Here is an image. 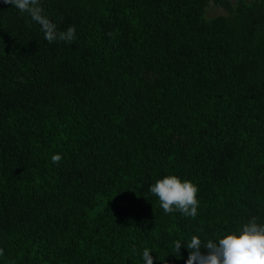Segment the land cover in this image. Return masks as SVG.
<instances>
[{"label": "trees", "instance_id": "16d2710c", "mask_svg": "<svg viewBox=\"0 0 264 264\" xmlns=\"http://www.w3.org/2000/svg\"><path fill=\"white\" fill-rule=\"evenodd\" d=\"M166 175L198 186L196 217L163 211ZM252 218L264 0H0V264H186L176 241Z\"/></svg>", "mask_w": 264, "mask_h": 264}, {"label": "clouds", "instance_id": "9594fccd", "mask_svg": "<svg viewBox=\"0 0 264 264\" xmlns=\"http://www.w3.org/2000/svg\"><path fill=\"white\" fill-rule=\"evenodd\" d=\"M10 2L23 11L27 0H4V3ZM73 35V29H69L66 36L61 38L71 40ZM45 38L53 39L51 35H46ZM60 160L59 154L53 155V163H58ZM149 191L158 198L165 213L178 211L188 217L198 215L199 189L190 180H182L176 175H166L156 180ZM174 247L177 254L180 253L181 248L189 250L186 264H264V223L252 218L237 231L214 240L208 239L202 242L199 236L193 235L186 244L176 241ZM142 260L143 264H153L150 250L143 251Z\"/></svg>", "mask_w": 264, "mask_h": 264}, {"label": "rangeland", "instance_id": "374dc122", "mask_svg": "<svg viewBox=\"0 0 264 264\" xmlns=\"http://www.w3.org/2000/svg\"><path fill=\"white\" fill-rule=\"evenodd\" d=\"M223 14H227L226 9L218 7L214 4H211L207 8V17H209V18H214L216 16L223 15Z\"/></svg>", "mask_w": 264, "mask_h": 264}]
</instances>
